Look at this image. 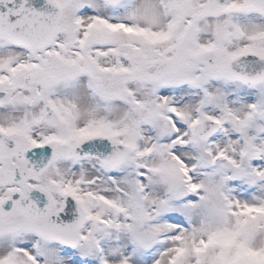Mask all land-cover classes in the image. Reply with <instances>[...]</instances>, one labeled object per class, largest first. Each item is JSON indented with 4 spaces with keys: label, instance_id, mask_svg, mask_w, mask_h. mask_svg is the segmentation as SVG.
I'll return each mask as SVG.
<instances>
[{
    "label": "snow or ice",
    "instance_id": "snow-or-ice-1",
    "mask_svg": "<svg viewBox=\"0 0 264 264\" xmlns=\"http://www.w3.org/2000/svg\"><path fill=\"white\" fill-rule=\"evenodd\" d=\"M0 264H264V0H0Z\"/></svg>",
    "mask_w": 264,
    "mask_h": 264
}]
</instances>
